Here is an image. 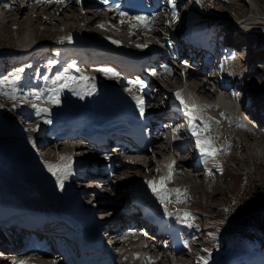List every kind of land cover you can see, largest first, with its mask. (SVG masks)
<instances>
[{
    "label": "rangeland",
    "instance_id": "374dc122",
    "mask_svg": "<svg viewBox=\"0 0 264 264\" xmlns=\"http://www.w3.org/2000/svg\"><path fill=\"white\" fill-rule=\"evenodd\" d=\"M83 2L84 3L86 2L88 4L80 3L79 5L75 4V6L71 4L70 7L67 6L65 9H63L64 11L62 10L61 5L60 6L55 5L51 7L48 10L47 14L45 13V15L42 11L40 13L41 9L39 10L34 9V12H35L34 13L32 12L33 9L29 8L28 13L31 14L30 20L32 19L31 23L32 22L33 23L31 24V28H29V30L25 29V33L20 30H17V27L14 23H12V26H9V27L6 26L7 25L6 20L9 19L10 17L9 16L3 17L4 13L2 9H0V12L2 13V17L0 16V18H2L0 19V52L6 53V51H15L19 48H21L19 50L22 51V49L24 50L26 46L28 48H34L35 39H42V38L46 39L49 36L52 37V39H54V37L58 36V34L56 33L53 34L51 32L53 28H61V32L65 33L66 26L72 25V24H76L75 28H78V29L83 28L82 30L90 29L91 31L97 32L98 30H95V29L102 28L103 30L107 31L108 35H116V34L124 35L126 39L130 37L129 29L132 28L130 24L128 25L129 28L126 25H123L120 23H117L111 26L112 22L111 23L108 22L110 26L109 25L105 26L106 25V24L104 25L105 22L103 23L102 20H99V18H95L96 20L93 19L95 16V13L98 12L96 8L97 6L96 4H98V2H94L93 0L92 1L84 0ZM66 4H67L66 2L62 1V5H66ZM2 6L3 5L0 4V8ZM3 10H5L4 7H3ZM95 10L97 12H95ZM222 11L225 13V16L228 18H231V20L232 19L234 20L236 15L238 14H244L245 18H248L250 20H255L257 22L262 21V22H259V24L256 23L257 32L255 31V35H254V36L257 35L258 37H261V44L254 48L255 50L254 57H251L250 62H249V59L247 58L248 64L246 65V67L249 66L250 73L255 72V76H250V73H249L247 74L248 76L247 75L245 76V78L248 77L247 80L250 81L252 84V86L249 83L247 84V88H249L248 91H250L251 95L253 96L257 95L258 97L256 98L257 99L259 98L258 101L262 103L263 105V101H264V48H263L264 47V0H234V3L223 6ZM36 15L37 16L39 15L41 19L40 18L37 19L38 17H35ZM92 19H93V23L91 25L92 27H87L88 26L87 22L89 23V21H91ZM161 22H162V25L158 24V26H156L157 30H160V31L158 34H154L155 40L159 39V37L162 35V31L165 33L166 36L167 34L171 35L172 33L173 25L170 24L168 20L162 19ZM98 24H103V27H98L97 26ZM42 27L49 28V31L48 32L43 31ZM164 29H169V30H164ZM140 33L141 34H139V36H141V38L144 37L143 39L148 38L149 41L151 40V37H150L151 31L149 30V28L142 30V31L140 30ZM146 34H148V36ZM89 37L92 38L93 36L89 35ZM72 38L74 39V41H71V43L69 42L68 44H77L78 39L74 37ZM171 41L174 44L175 42H177V40L175 41L174 39H171ZM92 45L93 44H88L87 48L94 46ZM260 48H263L261 49L262 52L258 50ZM43 51L45 50H41L40 52L42 53ZM180 51L181 52L179 55L183 56L182 59L184 58L189 59V61L191 60L190 63L184 64L182 59H180L181 63L179 62V64L176 63L177 61H171V64L174 67L173 69L175 73L173 72L169 74L168 73L164 74L165 73L164 71V73H161V75H157V79L152 80L150 85L147 86V90H145L148 96L149 94L151 95V99L150 100L145 99V101H148L151 103L155 101V99H157L159 103L160 101H162L163 99L162 97L164 96L162 92L165 94L168 88H172L173 86L175 87L179 85L180 83L181 84L184 83L186 85V86H183L181 90L183 89L193 90L194 89L192 84L188 85L186 84L187 82L182 80V78H178L179 75H177V73H178V70L182 68L181 66H188V65L191 66L194 70H187L186 74L188 73V71L196 72V69L198 67L196 63L197 62L200 63V59L197 58V61H196V59L194 58L195 60H192L191 57L187 55L188 51L185 46H182ZM41 53L39 55L40 57L46 54L47 51L43 55ZM47 56H49V54H47ZM36 58L37 56L34 57V60H36ZM163 58L167 59L166 63L168 64L169 58L167 57H163ZM29 61L30 59L27 57L17 58L10 64L12 71L15 72L16 74V70L20 68H24V66L27 63H29ZM209 63H212V64L210 68H208L209 70L205 72L206 75L201 76L200 79H195L194 81L198 83L201 81L204 82L205 80V83H206V86H204L205 88L208 86L214 88L215 80L212 78L216 74V68H219V67H217V65L214 64L216 63V61H214V63L213 62H209ZM202 65H199V66H202ZM0 68H1V65H0ZM78 70L79 71L82 70V67H80V69ZM12 71L0 73V80H2L5 77H8L9 79H11V76L15 75V74H12ZM81 73H83L87 77L88 75H91L90 71L87 72V71L82 70L81 72L76 74L77 78L80 76ZM19 75L21 79L15 85H8L6 87V91L10 93L12 92L13 88L16 89L15 94H16L17 99L13 100V99H10L8 96L0 95V190L11 191L12 193L17 194L18 197H20L21 201H24V198H25V201H28L30 199L35 202L42 201L46 204L48 203L56 204L55 201L59 199V203H60L59 207L61 209L66 210L67 213H71L70 212L71 207L73 209V206L77 207V210L79 209L78 210L79 212L80 210L81 211L83 210L84 211L83 214H87V216H90L89 218H87V220H90V223H92L91 227L97 228L96 227L97 221L96 219L93 218V215L90 210L91 208L89 204L87 203L88 199L82 198L79 201L75 199V196L78 192L86 193V190H88V188L84 187L80 191H77L76 190V185L78 184L77 180L72 181V178L69 177L66 179L67 181H65L64 183V188L60 192L54 190L56 187L52 188L53 190L46 188L44 191H41L39 189V186L37 185L40 174H33V172H29V167H31V165L34 163V159H33L34 155L31 156L32 158L30 156L23 158L21 155L23 152V149L27 145H30V144L27 143L24 145V143H22L21 149L15 147L17 145L16 143H12L11 145L9 144L8 147L5 145V143H8L9 140L14 138L15 134L17 133L16 123L14 121L15 120L17 121L18 119V115L16 113L19 108L26 106L28 110L30 111L29 119L32 121L33 116L36 115V110L32 107L33 102L37 103L40 107H43V108H47V106L51 104V103H48L42 100L34 101L32 97L30 96L28 97V101L24 102L23 98L29 92H39V90H38V87L35 85L31 86V88L28 89L29 84H26V85L22 84L26 79H30L32 83L35 82L36 76L34 75V73L29 74L28 70H24L22 73H19ZM98 77L100 78L102 76L99 75ZM79 82H81V80H79ZM160 82L162 83V85ZM123 85H126V84H123ZM73 87H75V85H73ZM94 89L95 90L92 91L93 92L92 94L95 95V100H94V103L91 104V106L96 107V108H99V103H98L99 95H104V93L108 92V90H118L115 87H113V84L111 85L109 83L105 84L104 86L102 85L98 86L95 84ZM77 90L80 91V89L78 88ZM133 92H135V90H133ZM210 93L212 94V90ZM202 95L206 97H210L207 94H202ZM66 96H69L68 92L65 94V98ZM77 96L75 94L73 95V99L77 102L76 105L79 104V101L83 100V98H81L80 96L78 97ZM227 103L229 102L227 101ZM229 105L230 103L228 104V106ZM256 107H257V104H256ZM231 109H232L231 111L235 110V108H231ZM221 117L223 116L221 115ZM215 118H217V116H215ZM246 118L244 116L241 119L246 120ZM246 121L249 122L247 124H252V121H248V120ZM40 122L41 121H39V123ZM220 124H221L220 127L221 128L223 127L222 128L223 132H225V136L223 139L229 141L230 145L231 144L236 145V150L231 151L233 155L231 158V162L228 163L227 172H225V175L222 176V179L221 178L215 179L214 176L212 175H210V177L204 176V179L202 181L203 182L208 181V184H209V186L207 184L205 187L201 184V177L193 178L190 181L192 184L198 183V186H194V188L196 192L201 194V196L195 202V207L199 208L198 210H200L205 216V223H204V220H199V224L201 225L204 224L206 228V233H205L206 235L208 233L210 234L218 233L220 232V230H224V229L226 230V232H228L229 230H232L230 229L232 227H237L238 229L244 230V228L246 227L245 224H247V222L251 218L255 216L258 217L260 213H264V141L248 138V136L244 134V131H246L245 126L243 124L239 125L238 122H236V125L233 126L237 131V133H234V134L231 131L230 127L226 126L224 118L220 119ZM21 126L24 127L23 123ZM158 127L160 128V130H162L161 128L162 126H155V128H158ZM261 130H260L261 131L260 133H262L264 129H261ZM165 131H167V133ZM165 131H163V133H160L159 136L163 134L165 135L166 138H168V136L172 134L168 130H165ZM36 136L44 140V138L40 137L38 134H36ZM65 137L57 139V140H63L62 146L59 149L60 151L59 154L61 156L63 155V156L72 157L73 165H75L76 164L75 155H78L79 153L84 151L85 149L84 145L78 139H76V141L75 140L67 141L65 140ZM44 141L46 143L44 145H48L50 143H53L54 140L47 139ZM225 142L226 141H223L224 145L226 144ZM76 143L77 144L81 143L82 147H80L79 149V146ZM156 145L157 146L155 149L153 148L154 149L153 151L149 148V151H146V153L142 155V157L145 158L143 159V162L146 163V161L151 159L153 163L155 162L157 166H159V163L164 162V159H166V161L169 162L171 165L172 158H173L172 155L168 157L164 153L168 149V148L166 149V146H169V145L168 144L165 145L164 139H158V138H157ZM230 145L228 146L225 145V147L228 148ZM11 146H14V147H11ZM227 150H231V146ZM8 156L10 157V160H8ZM52 160L48 158L45 159V161L54 164L55 160L53 161ZM5 161H8V162H5ZM145 166L146 165L144 164L143 167L146 170ZM177 167H180V166H177ZM172 170L174 171V169ZM49 173L48 175H50ZM186 173H191V172L185 171V175ZM241 173H243L244 176H241ZM101 174H103V177L107 179L105 181V186H104L105 188H103L104 192L107 193V196L105 195L103 197L104 201H101L100 204H96L97 207L98 206L100 207L101 205L104 206V208L98 207L99 210L97 211H101V212L107 211V213L103 212V215H101L104 218L108 216V218L103 223L105 225H110L113 222L114 223L113 228L115 230H118L120 227L130 222V220L127 219L128 212H126V205L123 204L121 201L123 200V196H125L124 188H123L124 182L128 183L130 180H133V179H123V177H125L127 173L123 175H113V174L108 175L102 172ZM173 174L174 173H171V176ZM34 180H36V183H34ZM145 181H146L145 179H141V180L135 179L136 183L138 182L143 185H147ZM212 181H214L213 189L212 190L207 189V188L212 187V184H211ZM30 184L32 186H30ZM160 186H161V183H160ZM164 187L168 189L172 195L174 193V191L172 190L179 189L178 183L176 182L173 184L165 183ZM194 188H191L190 190H193ZM241 188L245 190V193L241 197L240 202L238 204L233 205V203H231V200H230L231 195L233 193L235 194ZM173 197H176V195H173ZM107 205H109V207ZM184 205H185L184 202L181 203L182 207H184ZM227 205H230L232 208L230 209L229 207H227ZM26 207L27 205H25V207H22L20 210H25ZM219 211H222V212L220 213ZM184 212H185V209H184ZM194 212H197V210H194L190 213L193 219H196L198 218V216H195ZM68 216H70L72 220H75V222L77 223L79 222L76 219L72 218L71 215H68ZM232 224H234V226ZM199 234L201 236L199 241H201L202 236L205 234H201V232H199ZM240 236L241 234L239 235V237ZM235 244H236L235 245L236 248L240 246L243 247V242H240V243L236 242ZM261 244H263V246H260ZM207 245L208 244L205 243L203 249H205ZM196 248L197 246H194V249ZM216 248H218V245L216 246ZM251 248H252L251 246H248L246 247V250H250ZM258 249L261 251H264V241H262V243H259ZM240 251H242V249L240 250L238 249L237 253ZM217 252L218 251L216 249L214 252L212 251V254L215 255L217 254ZM218 253H221V251H219ZM206 257H207V262L213 259V257H209V255H207ZM185 259L186 261H188L186 257ZM191 260L192 259L190 258V261ZM246 261L247 260L229 256L225 259L223 264H244ZM164 262L165 264L167 263L166 260Z\"/></svg>",
    "mask_w": 264,
    "mask_h": 264
},
{
    "label": "bare ground",
    "instance_id": "6f19581e",
    "mask_svg": "<svg viewBox=\"0 0 264 264\" xmlns=\"http://www.w3.org/2000/svg\"><path fill=\"white\" fill-rule=\"evenodd\" d=\"M62 1L63 2H66L67 4L66 5H62ZM94 1V0H93ZM95 2V1H94ZM97 2V1H96ZM29 3L30 2H28L27 0L25 1V0H13L12 2H11V4L10 3H7V4H10L11 5V8H8L6 11L5 10H3V6L0 8V9H2V11H3V17H5V16H9L10 18L9 19H7L6 20V26H12V23H14L15 25H16V27H17V30H20V31H22V32H24L25 33V29H28L29 30V28H31V24L33 23H31V20H30V18H31V14L30 13H28V10H29V8L30 9H33L32 10V12H34V9L35 10H39V9H41L40 10V13H41V11L44 13V15H45V13L47 14V12H48V10L51 8V7H53V6H57V5H61V7H62V10L63 9H65L67 6H69L70 7V5L72 4L73 6H75V2L74 1H69V0H61V2H60V0H54V1H50V2H48V1H43V2H32L31 4H30V6H29ZM183 3V4H182ZM184 3L185 2H182V1H180V2H178V4H182V5H184ZM82 4H88V3H84L83 1H82ZM96 4V3H95ZM99 4V3H98ZM98 4H96V5H98ZM95 5V6H96ZM58 6V7H59ZM93 6V5H92ZM91 6V7H92ZM57 7V8H58ZM89 8V7H88ZM59 9V8H58ZM64 11V10H63ZM37 12V11H36ZM39 12V11H38ZM95 12H97L96 10H95ZM35 13V12H34ZM14 15V16H13ZM42 15V14H41ZM107 17H105V18H107V21L108 22H110L109 20H113V18L111 17V14L109 15H107V14H105ZM105 15H103V16H105ZM162 14L161 13H158L157 11L155 12V14H154V20H151L150 21V23H154V26L152 27V28H155L156 26H158V24H160V25H162V22L160 21L161 20V18H160V16H161ZM178 15L180 16V13H178ZM0 16L2 17V13L0 12ZM136 16H144V15H142V14H136V15H133V16H130V17H136ZM35 17H38L37 19H39L40 17H39V15L37 16H35ZM85 17V16H84ZM88 17V16H87ZM129 16H126V17H124L123 19L124 20H128L129 18H130ZM95 18H99V20H101L102 19V13L101 12H97V13H95V16H94V18L93 19H95ZM105 18H104V20H105ZM0 19H2V18H0ZM41 19V18H40ZM93 19L91 20V21H89V23L87 22V24H88V26L87 27H92L91 25H92V23H93ZM96 20V19H95ZM98 20V19H97ZM5 21V20H4ZM104 23V22H103ZM132 23H135V21H132ZM49 24V23H48ZM112 24V23H111ZM121 24V23H120ZM130 23H124L123 25H126L127 27H128V25H129ZM174 24V23H173ZM104 25H105V23H104ZM122 25V26H123ZM84 26V25H83ZM106 26V25H105ZM110 26V25H109ZM130 26H131V24H130ZM76 27V24H72V25H67L66 26V28H65V33H69V35H70V37L72 38V37H74V38H77L78 39V41H77V44H80V47H87L88 46V44H94L93 43V41H94V36L92 37V38H90V37H87L88 39H91L90 41L87 39V38H82V37H80V36H77V35H74L73 34V32L71 31V29H78V28H75ZM81 27V26H80ZM125 27V26H124ZM11 28V27H10ZM129 28V27H128ZM7 29V28H6ZM83 29V28H82ZM82 29H79V30H82ZM99 29V28H98ZM138 30H136L137 31V33L138 34H141L140 33V30L142 31V30H145L146 28H143V27H139V28H137ZM254 29H255V27H254ZM100 30H103L102 28H100ZM100 30H98V31H100ZM256 31H257V29H256ZM101 32V31H100ZM102 32H105V34H107V31H105V30H103ZM89 35V34H88ZM109 36H111L112 38H111V40L113 41V40H115V41H121L122 40V43H130V42H132V40L134 39V35H131L130 34V37H128L127 39L125 38V36L124 35H118V34H116V35H109ZM142 37H143V35H142ZM144 38V37H143ZM93 40V41H92ZM71 41H74V39L72 38L71 39ZM88 41V42H87ZM260 41V40H259ZM71 43V42H70ZM68 45H71V44H67L66 42H62L61 43V46H63V47H65V46H68ZM82 45V46H81ZM225 47H234V48H236L237 50H239V55H241V56H243V59H242V62H241V64H242V66L244 67V68H246V65L248 64V59H250L249 60V62L251 61V57H254V52H252V55L250 56V58L248 57V59L247 58H245L244 57V55H243V53H244V51L248 48V46L247 45H244V44H239V43H232V42H226L225 44H223ZM31 47V46H30ZM75 48V47H74ZM28 50H31L30 51V55H34V54H36V53H38L39 52V50H38V48H36L35 49V47L34 48H28L27 46H26V48H24V50L22 49V51L21 52H25V51H28ZM72 50H74L73 48H72ZM44 53H46V51H43L41 54L43 55ZM225 55V58L226 59H228V55H227V52L224 54ZM234 56H235V54H234ZM191 57V56H190ZM69 59H70V57H69ZM69 59H67L66 61H65V63L63 64V66H64V68L66 69H68V71H67V73H69V74H74V75H76V74H78V73H76L75 71V69H77V71H79L78 69H80V67H76V65H75V62H71ZM191 59L192 60H195L193 57H191ZM166 61H167V59H165V58H163V57H159L158 58V63L156 64L157 65V69L156 70H159V68H160V66H159V62H160V64H162L163 66L165 65V64H167L166 63ZM73 65V67H71V68H68V65ZM150 64V63H149ZM211 64L212 63H209V62H205L204 61V63H203V65L202 66H198L197 67V69H196V72L195 71H188V73L186 74V76H185V78H183V76H182V80L183 81H185V82H187L186 84H188V85H193V88L195 87L197 90H199V91H201V92H205V91H207V89L205 90V88H204V86H205V82H203V81H201V82H195L194 80L195 79H200V77L201 76H205L206 74H205V72L207 71V70H209L208 68H210V66H211ZM79 65V64H78ZM168 65H166L165 67H167ZM102 68H112L110 65H106V66H104V67H102ZM60 69V68H59ZM235 69H238V67H235ZM45 70V69H44ZM82 70H83V68H82ZM82 70H80L79 72H81ZM237 72H238V70H237ZM60 73V70L58 71V74ZM250 73V72H249ZM248 73V74H249ZM90 74L92 75V76H94V78H96V79H94V81H95V83L94 84H96V85H102V86H104L105 84H107V83H109V84H115V79L116 78H108V76H106V75H101V74H99V73H96L95 71H90ZM196 74V75H195ZM199 74V75H198ZM222 75L223 74V71H222V69H221V67L219 66V68H216V74L214 75V76H216V75ZM99 75H101L102 77H98ZM248 76V75H247ZM75 77H77V75L75 76ZM123 78V77H122ZM246 78H248V77H246ZM51 79H54L53 77H51ZM78 81V80H77ZM76 81V84H75V87L76 88H78V89H80V91L81 90H87V91H93V89L91 88V86L89 85V84H86L84 81H82L84 84L82 85V87L81 88H79L78 86H77V84H80L81 82H77ZM62 83V82H61ZM121 83V82H120ZM119 83V84H120ZM46 85H49L48 83H46ZM128 84H126V85H123L122 84V88H120V90H108V92H105L104 93V95H99V97H98V103H99V108H96V107H92L91 106V104L92 103H94V100H95V95L94 94H91V95H84V97H83V100L82 101H79V104H77V105H79V106H77V107H79L80 108V110L81 109H85V114H86V116L84 117V118H86L87 116H91V118L93 119V118H98V116H100V115H102L101 113H111V111H113V110H116V113H118L119 111H123L124 110V107H125V105H126V103L127 102H129V100H127L126 98H124V97H121L122 95L120 94V93H123V94H127V93H129V92H127V91H125V89L127 88V87H129V86H127ZM124 86V87H123ZM174 87V86H173ZM102 88V87H101ZM236 89H239L238 87H237V84H236V81L234 80V77H233V81H231L229 84H216V87L212 90V94L210 95V97H212L211 99H214L215 101H216V105H223L224 106V104H229V103H227V99L228 100H233L236 104H238V105H240V109H239V111L237 112V113H230V114H232L233 116H234V118H238V117H240L241 115H243L244 113H246L247 115H248V118H246V120H248V121H255L256 122V126L254 127L253 125H252V127H251V124H247V123H249V122H247L246 120H244V119H241L240 118V120L242 121V122H244V123H246L247 125H248V129H249V132H246L245 134H246V136H248V138H252V139H257V140H262V141H264V134H263V132L262 133H260L262 130L261 129H264V121L260 118V117H255V116H253L251 113L249 114V110L247 109V107L244 105V104H242V102L241 101H239L238 99H236V97L233 95V92H234V90H236ZM95 90V89H94ZM133 90L134 89H132V92H133ZM204 90V91H203ZM247 90H249V88H247ZM257 90V89H256ZM97 91V90H96ZM121 91V92H120ZM166 91H168V89L166 90ZM187 92H193V90H186ZM95 92V91H94ZM104 92V91H103ZM131 92V93H132ZM93 93V92H92ZM145 93H147L146 91H145ZM181 93L182 94H184V96L185 95H190L189 93L187 94L186 92H185V89H183V90H181ZM186 93V94H185ZM149 94V93H148ZM258 94H260V93H258ZM77 96V95H76ZM79 96V95H78ZM77 96V97H78ZM130 96H131V94H130ZM256 97H258L257 95L256 96H253V98H254V100L258 103L257 105L258 106H261L262 105V103H260L258 100H259V98L257 99ZM144 99H146V100H150L151 99V95L149 94V96L147 95V94H145L144 95ZM74 100V99H73ZM132 101V104H134L135 103V101L134 100H131ZM163 101V100H162ZM161 101V102H162ZM199 102V101H198ZM73 103H74V105L76 106V101L74 100L73 101ZM263 104H264V101H263ZM95 105V104H94ZM134 108H136L135 106L132 108V111H134ZM227 109H228V106H227ZM80 110H77L75 113H73V112H71L70 113V116H69V120H74V121H78V120H81V116H80ZM215 110H218V109H215ZM229 110V109H228ZM230 110H232V109H230ZM234 111V110H233ZM113 115V114H112ZM158 123H156V125L154 124V126H162L161 128H162V130L163 131H165V130H167L168 129V127H166L165 126V124H167L168 122H170L169 121V119L168 118H166L163 114H160V115H158ZM180 123V120H175V121H173L172 122V125L174 126V125H178ZM240 125V124H239ZM164 126V127H163ZM261 130V131H260ZM170 133H172L173 135H174V132L172 131V132H170ZM36 132L35 131H30V138H32L33 140H34V143H32L31 144V146L30 145H27L24 149H23V152H22V157L24 158H26V157H31V156H33L34 155V157H33V159H34V163L31 165V167H29V172H33V174H40L39 175V179H38V183H37V185L39 186V189L41 190V191H44L46 188H49V189H51V190H53L50 186V183H51V179H50V175H52L51 173H49V171L47 170V168L45 167V164H44V161H45V159L46 158H48V159H53V160H55V162H54V164H58V163H61V161H60V157H61V155L59 154V149L61 148V146H62V143H63V140H57L58 138H54L53 140V143H50V144H48V145H44V144H46L45 143V139L43 140V139H41V138H38L37 136H36ZM171 134V135H172ZM170 136V135H169ZM169 136H168V138H169ZM67 137V138H66ZM66 137H65V140H75L76 141V139H78V135H76V134H73V133H68V134H66ZM43 138V137H42ZM168 138H166V139H168ZM66 141V142H67ZM81 141V140H80ZM65 142V143H66ZM167 142V141H166ZM257 142V141H256ZM69 143H70V141H69ZM77 144V143H76ZM83 144V143H82ZM82 144L81 143H79V144H77L78 146H79V149H80V147H82ZM167 144V143H166ZM35 145V146H34ZM64 145V144H63ZM191 145V143L190 142H188V143H186V142H183V141H181V140H179V141H177V142H175L173 145H169V146H166V149L168 148V150H170V149H172L173 147L175 148V149H177V150H179L180 151V157L178 158V159H175L173 162H172V169H176L177 168V166H180L184 171H189L188 170V168H191L192 167V173H186V175H184L185 177H186V180H190V179H192L193 177H195V174H194V172H196L197 170V168H199V166L198 165H191L190 164V162H189V159H187V158H185L183 155L185 154V153H187L188 155H187V157H189V152H190V150H189V148H188V146H190ZM39 146H43L42 148H44V149H42L41 151H44V150H46V152H41V154H39L38 155V157H41L43 154H44V156L42 157V158H39V160L38 159H36V149H37V147H39ZM68 146V145H67ZM65 148V147H64ZM145 147H143L142 148V152H140V154L141 153H146V151H145V149H144ZM70 149V148H69ZM68 149V150H69ZM78 149V148H77ZM64 151V150H63ZM46 154H47V157H46ZM62 154V153H61ZM67 154V153H66ZM70 154V153H69ZM142 154V155H143ZM63 156V155H62ZM32 158V157H31ZM208 158V157H207ZM186 159V160H185ZM208 159H212V158H208ZM52 160V161H53ZM174 162H175V164H178V165H175L174 164ZM36 164H39V165H37V166H35ZM145 167H146V170L144 169V167H143V163L142 162H139L138 164L137 163H135L134 165H119V166H115V168H113L114 170H112V172L114 173V175H118V174H120L121 172H123L124 170H126V173H127V175H125V177H123V179H133V177L135 176H137V175H141V177H143V176H147V177H149V179L148 180H153V181H155L156 183H155V187L156 188H159L160 187V182H161V179L160 178H162V177H164V178H167L168 177V175H169V165H170V163L169 162H167L166 161V159H164V162H161V163H159V166H158V168L157 167H155V165H154V163H153V161L151 160V159H149L148 161H146V163H145ZM175 165V167L173 168V166ZM25 169V168H24ZM210 169V168H209ZM211 170V169H210ZM173 171V170H172ZM190 172V171H189ZM48 173L50 174V175H48ZM126 173H123V174H126ZM183 176V177H184ZM99 178L101 179V181H103V183L101 184V187L103 188L104 186H105V181L107 180V179H105V177H103V174H99ZM65 181H67V180H65ZM34 183H36V180H34ZM65 183V182H64ZM147 189H146V193L147 192H149V194L147 195V196H145V194H142V195H144L143 196V198H144V200L146 201V200H148V198H151V197H153L154 196V194H153V192H152V190H151V188H149V186L148 185H144ZM134 187V191H135V193H138V191H139V187H140V183H136L135 182V185L133 186ZM86 188H87V186H86ZM90 188L91 187H88V190H90ZM100 187H98V189H99ZM55 191H61V189L59 188V186H57L55 189H54ZM86 193H81V192H78L77 194H76V196H75V199L76 200H81L82 198L83 199H85L86 198ZM49 198V197H48ZM70 199V198H69ZM99 199V198H98ZM51 201H52V199H51ZM71 201V200H70ZM69 203V202H68ZM82 204V203H81ZM74 205V204H73ZM72 205V206H73ZM78 205V204H77ZM76 205V206H77ZM106 206V205H105ZM107 206H109V205H107ZM99 207V206H98ZM104 208V206L103 205H101L99 208ZM70 208V207H69ZM79 210V209H78ZM77 210V207H74L73 206V209H72V207H71V213H67V211L66 210H64L65 211V214L68 216V215H71V217L72 218H74V219H76L77 221H79L78 222V229H83L84 231H85V233H82V234H84V235H87V233L89 234H93L94 232H96L97 231V228H92L91 227V224L92 223H90V220H87V218H89L90 216H87V214H83V210L81 211L80 210V212ZM110 212V211H109ZM76 214V215H75ZM127 216H128V218L127 219H129V220H132V221H134L135 223H138V222H140V218L138 217V215H134V214H132V213H127ZM126 216V217H127ZM135 216V217H134ZM69 218H70V216H69ZM71 219V218H70ZM82 220H83V222H82ZM85 220V221H84ZM128 220V221H129ZM26 221V218L24 217V219H21L20 220V222L21 223H19V225H22L23 223L22 222H25ZM73 221H75V220H73ZM75 223H77V222H75ZM90 223V224H89ZM83 224H86L87 226H85L84 225V227H82V225ZM114 226V223L112 222L111 224H110V227H113ZM160 241L162 242V236H160ZM134 242H137V241H134ZM12 249V248H11ZM183 250H180V249H176L175 250V252L174 253H172L173 255H175V258H177V259H182V257H184L183 256V252H182ZM19 255H24V253H19ZM168 255V253H166V256ZM185 258V257H184ZM20 260H23L22 258L20 259ZM160 263V261H158V263L157 264H159ZM26 264H39L38 262H36V260H34V261H26Z\"/></svg>",
    "mask_w": 264,
    "mask_h": 264
},
{
    "label": "snow or ice",
    "instance_id": "6c2138e0",
    "mask_svg": "<svg viewBox=\"0 0 264 264\" xmlns=\"http://www.w3.org/2000/svg\"><path fill=\"white\" fill-rule=\"evenodd\" d=\"M199 2H200V0H197V3H199ZM168 3L172 9L171 15L173 18H175L177 16L175 0H168ZM105 5H106L108 10L116 11L117 13H119V15L121 17V19H120L121 24L130 23L132 28L143 27V28L147 29L150 26V21L155 19L154 17L149 18V17H145V16H136V17H130L129 20L126 21L123 19V17L126 16L127 13L121 12L118 4H108V0H105ZM3 6L6 9L11 8L10 4H4ZM132 21H135V23H132ZM97 26L103 27V24H98ZM67 39L69 40V42H71L70 36ZM62 42H63V40H61V43ZM112 43L119 44V41L113 40ZM136 46L138 48H146L148 45L147 44H137ZM50 63H55V61H51ZM71 67H73V65H71V64L68 65V68H71ZM165 70L167 71L168 69H165ZM23 71H24L23 68L17 69L16 74L12 75L11 79H9L8 77H5L2 80H0V95L8 96L10 99H13V100L17 99L16 94H15L16 89L13 88L12 92L10 93V92L6 91V87L8 85H15L21 79L19 73H22ZM67 71H68V69L66 68L63 73H59L55 76V78L52 80V84L54 85V87L49 90L47 95H45L42 92H29L23 98L24 102H27L28 97L30 96V97H32V99L34 101H41L42 100V101H46V102L51 103V104H59L60 103L59 97L65 88H68V90L72 91L73 94L79 95L81 98H83L84 95H91L92 94L91 91H87V90L78 91L76 87H73V85H75L76 81L79 79L81 81H84L86 84L91 85V88L94 90V88H95L94 78H89V77L85 76L83 73H81L78 78L77 77H69L66 75ZM97 71L103 73L104 75L108 76L109 78H118L119 77V73L115 72L111 68H99V69H97ZM153 74L155 75V73H153ZM44 79L47 80L48 77L45 76ZM61 82H63V83H61ZM128 84L130 86L127 87L125 89V91H127L129 93L132 92V87H134L136 85H139L141 90L145 87L144 82L140 81L139 79H137L136 81L130 80V81H128ZM175 97L177 100L180 101V104L183 108V111L188 117L189 128H190L192 135L196 138V146H197L200 154L202 156L214 159L217 152H218V149H216L213 146L212 138L207 137V136H201V134H200L201 132H207L209 130L210 122H211L210 118H209L208 122L204 123L203 128L198 131V126L196 125L195 121L198 117L202 116V109L198 108L195 104L189 105V104L185 103V101L182 99L181 93L179 91H177L175 93ZM132 99L135 101L137 107L139 108L140 115L143 116L144 111H145L143 98L140 96H137V95H133ZM32 107L36 110L37 116H40L42 113L47 114L49 112V109L40 107L35 102L32 103ZM204 107H211V106L205 105ZM221 115H223V114H221ZM45 122L50 123L51 121L46 120ZM31 131H39L38 126L31 128ZM174 133H175V130H174ZM60 161H61V163H58V164H53V163L45 161L44 164H45V167L47 168V170L56 178V182H57V185L59 186V188L61 190H63L65 180L73 174V172H72L73 160H72V157H70V156H61ZM168 167H169V175L167 178H164V177L161 178V182H160L161 187L159 189L155 187L156 182L153 180L145 181V183L149 186V188H151L153 194L159 200L160 204L164 205L165 214L171 216V215H173V213L168 212V208H167V204L169 202L170 192L168 189H166L164 187L165 181L171 179V167L172 166L169 165ZM172 191H174L176 193V197H177L176 202L177 203H181L182 198H186V192L184 190L174 189ZM192 218L193 217L191 216V213L184 212L183 219L181 220V222L182 223H188V221ZM188 226L191 227V224L189 223ZM185 247H188L187 243H185ZM205 251H207V250H205ZM147 260H148V264H154L151 257H148ZM199 260H200V264H207V257H200ZM13 264H26V260L17 261L15 258H13Z\"/></svg>",
    "mask_w": 264,
    "mask_h": 264
},
{
    "label": "trees",
    "instance_id": "16d2710c",
    "mask_svg": "<svg viewBox=\"0 0 264 264\" xmlns=\"http://www.w3.org/2000/svg\"><path fill=\"white\" fill-rule=\"evenodd\" d=\"M260 216H261V214H260ZM256 217V216H255ZM251 218V221H254V222H251L250 223V227H249V225H248V229H249V231L250 232H252V231H258L259 229H263L264 228V222L262 223L261 221H262V219L264 220V217H262L261 218V220H258V222H255V220L257 219V218ZM113 219H115V218H113ZM258 223V224H257ZM234 225V224H233ZM246 231V230H245Z\"/></svg>",
    "mask_w": 264,
    "mask_h": 264
}]
</instances>
